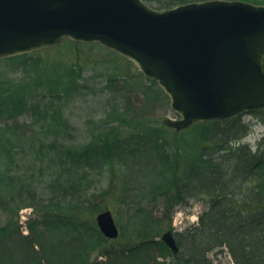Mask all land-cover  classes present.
Masks as SVG:
<instances>
[{"label": "trees", "instance_id": "trees-1", "mask_svg": "<svg viewBox=\"0 0 264 264\" xmlns=\"http://www.w3.org/2000/svg\"><path fill=\"white\" fill-rule=\"evenodd\" d=\"M143 1L163 10L196 0ZM40 54L0 59V204L8 217L0 225V264H214L218 249L234 264H264V139L255 154L247 144L231 146L250 130L242 114L192 124L167 152L170 129L155 121L156 111H170L167 96L140 72L132 79L108 72L101 117L110 119L100 124L124 123L126 131L88 127L76 141L62 103L87 80L84 60L46 62ZM247 113L264 126V109ZM40 156L36 171L44 179L35 181L30 166ZM117 165L120 232L109 239L95 221L105 207L94 180ZM130 166L142 172L141 184H127ZM189 198L207 210L198 226L178 232L172 214L190 206ZM24 207L32 209L26 233L18 219ZM168 229L176 253L160 239Z\"/></svg>", "mask_w": 264, "mask_h": 264}, {"label": "water", "instance_id": "water-1", "mask_svg": "<svg viewBox=\"0 0 264 264\" xmlns=\"http://www.w3.org/2000/svg\"><path fill=\"white\" fill-rule=\"evenodd\" d=\"M96 43L130 61L165 93L162 124L197 122L264 109V5L196 0L159 10L143 0H0V59L56 46ZM117 238L111 210L95 215ZM160 239L178 251L172 230Z\"/></svg>", "mask_w": 264, "mask_h": 264}, {"label": "rangeland", "instance_id": "rangeland-1", "mask_svg": "<svg viewBox=\"0 0 264 264\" xmlns=\"http://www.w3.org/2000/svg\"><path fill=\"white\" fill-rule=\"evenodd\" d=\"M244 1L264 5V0H244ZM81 48H76L74 46L72 47L70 46V43L65 40L56 46L38 50L40 51L41 53L40 55H42V58L46 62L48 61L54 62L58 58L59 59L71 58L73 59L74 62H81L84 60V62H82V69H83V75L87 80L82 83L81 87L73 96H70L62 103V105L66 109L65 117L68 118V122L71 124V126L76 129V131L73 133L74 140L76 141L85 140L89 134L88 127L90 128V130L98 129L99 131H102V133H108L109 131H111L112 129H109L110 127L114 128V130H118L122 132L126 131L124 127L126 126V124L124 123L120 124L119 122L116 121H108L106 122V124L109 126H102V124H100V122H105L106 120L110 119L109 117H104V118L101 117L102 113L103 112L106 113L107 111V110L105 111V101L108 98L105 79L107 77L108 72H112V73L117 72L119 74H124L128 76V78L130 79L135 78L136 73L138 72L137 68L127 59L119 56L116 53L111 52L110 50L102 46L96 47L94 49L93 48L90 49L87 47H81ZM8 75L11 77H17L18 74L17 72L14 73L8 72ZM52 75L53 73H50V76ZM168 106H169V101H168ZM155 114H156L155 121L158 124H161L162 123L161 120L165 117H172V118L177 117L171 110L166 113L159 110L158 112L156 111ZM241 118L243 121L244 120L248 121L249 124L257 123L259 126L257 128V131L264 129L263 124L260 121H258L256 118L252 117L247 112L242 113ZM169 129L170 131L168 132L169 142L166 150L167 152L171 151L174 142H176V140L179 137L176 133H182L184 131V129H182V131L181 130L174 131L171 128ZM249 132L247 133V135L249 134ZM181 154L182 152L179 153L180 156ZM18 155H20V153ZM23 155H24L23 157H26L25 153ZM41 155H43V153ZM152 157H155V154L154 155L152 154ZM43 159H44L43 156H40V158L35 159V162L32 163L30 166V168H32L33 170L34 173L33 178L35 181H41L44 179V177L39 176V173L36 171L38 168V164L42 162ZM152 160L154 159L152 158ZM108 169L111 172L110 175L105 170H102V172H100V174L96 177V180H94V186L96 190L95 192L99 193L98 200L102 202L105 209L111 210L113 217L117 223L116 218L118 214L121 213L122 210L118 202V191H119L118 181H120V174L123 172V170L120 169L118 165L114 168H108ZM148 170L149 171L151 170L150 167H148ZM141 173L142 172L137 171L132 166H130L129 171L125 175L127 184L128 185L136 184V183L141 184L143 180ZM27 176L28 175H26V177ZM193 203H200V202L194 200L187 208L190 209ZM4 208L6 207L0 204V225L8 218L6 217L7 215L5 214ZM182 208L184 207L175 208L172 214V226H173V217L175 212L181 210ZM31 214H32V209L30 207H24L18 211V219L20 218V220H24L25 223V221L31 216ZM24 223L22 224V226H24ZM22 230H24L23 227ZM210 255H211L210 257L214 261V264H234L231 260V257L229 256V254L225 249L214 250L211 252Z\"/></svg>", "mask_w": 264, "mask_h": 264}, {"label": "clouds", "instance_id": "clouds-1", "mask_svg": "<svg viewBox=\"0 0 264 264\" xmlns=\"http://www.w3.org/2000/svg\"><path fill=\"white\" fill-rule=\"evenodd\" d=\"M242 123L249 124L248 121L244 120ZM257 123L249 124L250 132L247 136L241 138L239 141L232 142L233 148H239L243 144H247L250 151L254 154L257 152L259 144L258 142L264 139V129L257 131ZM264 150V149H261ZM191 203V199L189 198ZM206 207L200 203H193L192 207L189 209L187 207L182 208L179 211H176L173 217V226L178 232H183L185 229L195 225H199V217L206 211Z\"/></svg>", "mask_w": 264, "mask_h": 264}]
</instances>
